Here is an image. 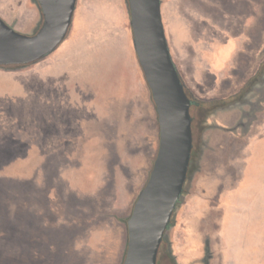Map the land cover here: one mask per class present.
Wrapping results in <instances>:
<instances>
[{
    "label": "rangeland",
    "instance_id": "obj_1",
    "mask_svg": "<svg viewBox=\"0 0 264 264\" xmlns=\"http://www.w3.org/2000/svg\"><path fill=\"white\" fill-rule=\"evenodd\" d=\"M160 1L187 95L231 99L209 112L190 108L189 176L165 236L203 162L218 177L216 190L206 208L197 202L194 228L179 222L174 239L185 228L204 238L207 253L205 234L212 233L220 256L247 264L264 249V156L249 148L264 133V0ZM41 18L18 31L32 34ZM16 19L3 20L12 27ZM66 37L71 73L81 74L68 89L82 84L80 95L41 105L36 61L0 66V264H122L126 220L157 153V113L133 48L127 0H77ZM219 43L232 49L214 65ZM168 252L164 239L157 264H174Z\"/></svg>",
    "mask_w": 264,
    "mask_h": 264
},
{
    "label": "water",
    "instance_id": "obj_2",
    "mask_svg": "<svg viewBox=\"0 0 264 264\" xmlns=\"http://www.w3.org/2000/svg\"><path fill=\"white\" fill-rule=\"evenodd\" d=\"M77 0H36L41 23L32 34L0 17V66L25 65L48 55L66 37ZM132 43L156 109L159 142L148 179L126 220L122 264H157L160 245L187 178L192 151L191 98L166 39L160 0H127Z\"/></svg>",
    "mask_w": 264,
    "mask_h": 264
},
{
    "label": "crops",
    "instance_id": "obj_3",
    "mask_svg": "<svg viewBox=\"0 0 264 264\" xmlns=\"http://www.w3.org/2000/svg\"><path fill=\"white\" fill-rule=\"evenodd\" d=\"M14 1L17 3V8L11 9L7 4V0H0V17L6 22H9V19L12 20L14 16L15 18H19L20 21L16 19L17 23H15V21L11 24L17 31H22L23 27H28L29 29L34 28L38 23L40 16L38 5L33 0ZM72 46V42L65 37L54 51L46 57L36 61V83L42 88V90L40 89L36 92L37 103L40 101L41 105L45 106V104H49L51 106L52 97L54 96H62L64 94L80 95L83 92L82 84H75L74 88L71 90L68 89L69 82L71 80L74 81L73 78L80 81L79 79L81 75L80 73H71L70 70L71 59L74 57ZM230 49L232 48L229 47L228 43L216 44L210 54L211 59L214 60V65L215 59L227 58ZM37 66L39 68V73L37 72ZM214 70L215 73H219L218 68H215ZM215 80V82H220L222 78H216ZM37 93H39L38 96ZM50 98L51 101L46 103V99L50 100ZM42 99H44L43 102H41ZM249 148H251L252 152H255L258 156H264V133L262 134V137H260L258 141L255 144H252ZM203 164V162H200L201 169L196 171L191 177V185L181 197L180 206L176 209L174 221L168 228L165 239L168 244H170L171 257L174 264H234L235 259L233 257H222L217 253L215 249L217 239L212 233L209 234V236L208 234H205L207 235V238L209 237V250L207 253L204 249V238L200 239L195 235L191 237V235L186 234V227L189 228L190 226V228H194L195 226L196 211L194 209L197 202L204 207L209 194L212 195L216 190L214 188V183L218 177L212 175L210 171L205 172V169H202L204 167ZM200 172L205 173L201 175ZM227 179H229V177ZM228 185L229 182L226 180V186L224 187L226 194H228L229 190L233 191V187ZM191 195L193 196L191 200L188 201ZM225 202H227V200H225ZM204 208H206V206ZM179 222L181 224L180 227L185 228L184 231L181 232L183 236L180 237L179 235V238L177 237L176 240L174 239L176 237L175 229L179 225ZM261 252L262 255L260 258L259 256L256 258V255L253 253L251 260L247 264H264V249Z\"/></svg>",
    "mask_w": 264,
    "mask_h": 264
},
{
    "label": "trees",
    "instance_id": "obj_4",
    "mask_svg": "<svg viewBox=\"0 0 264 264\" xmlns=\"http://www.w3.org/2000/svg\"><path fill=\"white\" fill-rule=\"evenodd\" d=\"M34 1H35V3H36V0H34ZM37 5H38V4H37ZM38 7H39V5H38ZM40 13H41V11H40ZM40 23H41V21H40L39 24L37 25L36 30L38 29ZM263 64H264V61H263L262 65L260 66V69H259V70H261ZM190 98H191V107H194V108H196V109H198V110H206V111H208V112L211 111V110H213V109H215V108H217V107L224 106L227 102L231 101V99H229V100H211V101H203V100H198V99H195V98H192V97H190ZM191 107H190V108H191ZM190 115H191V114H190ZM191 120H192V116H191ZM191 127H192V121H191ZM191 159H192V151H191L190 162H191ZM189 166H190V163H189ZM189 168H190V167H188L187 176H189ZM164 239H165V238H164ZM164 239H163V240H164ZM163 240H162V242H163ZM160 246H161V245H160ZM159 249H160V248H159ZM158 253H159V251H158ZM168 256L171 258V256L169 255V252H168ZM157 258H158V257H157ZM171 259H172V258H171Z\"/></svg>",
    "mask_w": 264,
    "mask_h": 264
}]
</instances>
